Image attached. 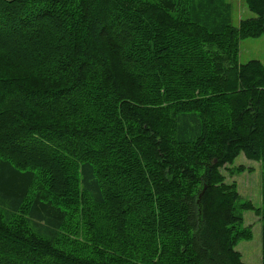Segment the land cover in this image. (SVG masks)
Masks as SVG:
<instances>
[{
    "label": "trees",
    "instance_id": "16d2710c",
    "mask_svg": "<svg viewBox=\"0 0 264 264\" xmlns=\"http://www.w3.org/2000/svg\"><path fill=\"white\" fill-rule=\"evenodd\" d=\"M0 0V264H264V0ZM259 165L258 204L235 180Z\"/></svg>",
    "mask_w": 264,
    "mask_h": 264
},
{
    "label": "rangeland",
    "instance_id": "374dc122",
    "mask_svg": "<svg viewBox=\"0 0 264 264\" xmlns=\"http://www.w3.org/2000/svg\"><path fill=\"white\" fill-rule=\"evenodd\" d=\"M230 4L235 15L250 16L251 13L244 6L243 0H223ZM241 62L256 58L264 61V35L248 37L239 43ZM243 165L245 170L235 175H230L228 166L220 168L225 177V181L235 180L241 199L250 201L254 205L258 204V180L259 165L256 161L247 159L243 154H239L234 160L233 165ZM244 225H250L251 238L240 240L236 246L241 253V260L248 264H260L261 241L260 223L253 210H243Z\"/></svg>",
    "mask_w": 264,
    "mask_h": 264
}]
</instances>
